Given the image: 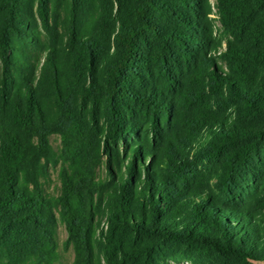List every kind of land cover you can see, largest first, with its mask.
<instances>
[{
    "label": "trees",
    "instance_id": "16d2710c",
    "mask_svg": "<svg viewBox=\"0 0 264 264\" xmlns=\"http://www.w3.org/2000/svg\"><path fill=\"white\" fill-rule=\"evenodd\" d=\"M60 224L74 264H264V0H0V264Z\"/></svg>",
    "mask_w": 264,
    "mask_h": 264
},
{
    "label": "rangeland",
    "instance_id": "374dc122",
    "mask_svg": "<svg viewBox=\"0 0 264 264\" xmlns=\"http://www.w3.org/2000/svg\"><path fill=\"white\" fill-rule=\"evenodd\" d=\"M217 27L219 28V24L217 23ZM52 143L55 148H58L60 146V139L57 136L52 137ZM60 187L57 171L53 170L51 171V181L47 185V192L50 194H55L58 192V189ZM58 239L60 243V262L59 264H74V253L73 250H65L64 249V242L67 239V231L64 225L60 224L59 230H58ZM190 264V263H185Z\"/></svg>",
    "mask_w": 264,
    "mask_h": 264
}]
</instances>
